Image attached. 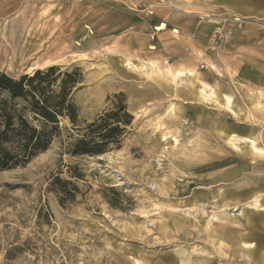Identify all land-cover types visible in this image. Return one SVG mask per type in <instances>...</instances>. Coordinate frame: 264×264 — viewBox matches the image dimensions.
<instances>
[{
    "label": "rangeland",
    "instance_id": "374dc122",
    "mask_svg": "<svg viewBox=\"0 0 264 264\" xmlns=\"http://www.w3.org/2000/svg\"><path fill=\"white\" fill-rule=\"evenodd\" d=\"M154 17L199 37L189 70L215 78L207 121L231 120L221 112L229 95L233 120L264 152V0H0V71L80 68L71 94L80 121L102 115L119 93L133 116L118 150L71 156L77 134L63 120L46 151L0 171V264H264V253L238 243V224H264L244 215L264 212V194L249 200L232 189L198 204L205 188L196 187L226 167L264 184V154L238 138L231 147L205 142L203 106L156 46ZM54 177L77 187L72 201L60 204Z\"/></svg>",
    "mask_w": 264,
    "mask_h": 264
},
{
    "label": "trees",
    "instance_id": "16d2710c",
    "mask_svg": "<svg viewBox=\"0 0 264 264\" xmlns=\"http://www.w3.org/2000/svg\"><path fill=\"white\" fill-rule=\"evenodd\" d=\"M83 80L80 68L61 71L55 66L13 78L0 71V171L24 167L50 146L67 120L77 136L68 146L71 156L99 157L121 146L133 116L122 93L111 98L110 108L93 121L79 120L71 100ZM50 187L63 200H73L77 187L54 177Z\"/></svg>",
    "mask_w": 264,
    "mask_h": 264
},
{
    "label": "crops",
    "instance_id": "0c3cea01",
    "mask_svg": "<svg viewBox=\"0 0 264 264\" xmlns=\"http://www.w3.org/2000/svg\"><path fill=\"white\" fill-rule=\"evenodd\" d=\"M157 17V14H156ZM151 21V26L156 30L157 38H156V46L162 47L164 51L167 49L166 52H164V60L169 63V68L178 71L179 77H181L182 73H185L186 75L182 78H176L175 80L177 83L179 81L185 80L186 83L190 86H192V92L194 93V96L199 97V103H201L203 108L201 109L202 118H205V122L201 121L205 124L197 125V129H203L208 136H205L204 141L209 144V146H212L213 148L219 147L220 144H222L225 147H228V145L236 143L234 138L243 139V138H249L254 140L255 147L260 150V152H256L252 150V147L250 144H247V142L242 143L239 142L241 145H246L249 150L252 153H263L264 152L256 146V138L249 135H244V131L240 130V126L233 120L232 116L235 114L234 110L232 109L233 106V100L232 98L227 94H222V104L225 106V110L221 111L222 113L225 112L226 118H230L231 120H226V125H224V121L222 120L219 124L220 125H213L211 124V121L208 117H211L215 115L214 111L215 109L209 107L210 105H213L215 102H217V97L215 93L212 90V86L214 83V76H208L207 74L194 72L197 75V80L193 79L192 77H189L187 73L190 71L189 69L194 68V61L196 58L199 59V52L200 47L196 43V39L199 38L195 35L188 37L184 36L182 33L184 30H182L180 27H175L174 24H168L164 19L158 20L154 17L149 20V23ZM162 25V26H161ZM149 26V24H148ZM161 28V29H160ZM130 37H134L133 35H130ZM185 47V48H182ZM149 50L154 49L153 46L148 47ZM202 56V55H201ZM152 63L148 64L150 68H152ZM144 66V64H142ZM188 70V71H185ZM187 72V73H186ZM217 80V78H216ZM204 86H208V88L211 91H207ZM202 87L203 93L199 92V89ZM191 93V94H193ZM188 94V95H191ZM204 101L212 102V104H205ZM229 101V103H228ZM214 102V103H213ZM232 109V110H231ZM232 113V114H231ZM221 114V113H220ZM185 116V113H183ZM197 116V114L195 115ZM204 116V117H203ZM219 116V114H218ZM210 123V124H209ZM196 129V130H197ZM200 129V130H201ZM219 129V130H218ZM202 130V131H203ZM217 130V131H216ZM228 136H231V144L229 143V140L227 139ZM235 141V142H234ZM212 144V145H211ZM217 147V148H218ZM216 159V158H215ZM234 160V155L227 153L226 157L224 158L223 163L225 165L229 166ZM207 165H213V158L211 157V160L206 162ZM240 174L239 170L232 169L230 167L222 168L220 170H213L209 173H207L204 176H201V178H196V181H198L197 184H199L196 187L205 188V191H203L201 194L202 196H197V203L198 204H212V202L220 197H226L229 196L230 191L232 189H239L242 188L241 192L245 193V196H248L249 200H252L255 196H259L264 194V184H258L257 181L254 179L247 178L246 180H238V175ZM199 177V176H198ZM241 192L238 193V195H241ZM255 200H257L255 198ZM222 202L223 199L221 200ZM222 205L224 203H221ZM225 205V204H224ZM245 218L247 220H251L254 215H260L264 216V212H254V211H247L245 212ZM249 214V215H248ZM246 223V222H243ZM239 227H241V230L243 233L240 235L238 239V243L250 245L253 247L252 253L250 254H256L260 255L261 253H264V240L261 238H264V224H260L257 222L256 224L248 222V224H238ZM243 254L247 255V251L241 250ZM249 255V254H248Z\"/></svg>",
    "mask_w": 264,
    "mask_h": 264
},
{
    "label": "bare ground",
    "instance_id": "6f19581e",
    "mask_svg": "<svg viewBox=\"0 0 264 264\" xmlns=\"http://www.w3.org/2000/svg\"><path fill=\"white\" fill-rule=\"evenodd\" d=\"M162 26V25H161ZM161 29V28H160ZM156 30H158V29H156ZM31 70V69H30ZM142 71H143V69H141ZM140 71V70H139ZM28 72H31V71H28ZM187 73V72H186ZM186 74L185 73H182V75H181V78L182 77H184ZM187 75L189 76V77H192L193 79H195V80H197V75L195 74V73H193V72H188L187 73ZM192 88V87H191ZM199 89V92L200 93H203V89H202V87H200V88H198ZM173 103V102H172ZM228 103H229V101H228ZM236 106V105H235ZM232 110V109H231ZM173 111V110H172ZM179 113V112H178ZM232 114V113H231ZM219 130V129H218ZM217 131V130H216ZM230 137L231 136H228L227 137V139L229 140V143L231 142V139H230ZM172 138V137H171ZM178 140V139H177ZM240 141L242 142V143H245V142H247V144H250L251 145V147H252V150L253 151H256V152H260V150L259 149H257L256 147H255V142H254V140H252V139H249V138H243V139H240ZM240 141H238V142H240ZM235 142V141H234ZM231 144V143H230ZM235 144V143H234Z\"/></svg>",
    "mask_w": 264,
    "mask_h": 264
}]
</instances>
